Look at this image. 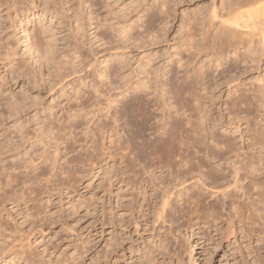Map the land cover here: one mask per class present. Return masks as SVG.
Listing matches in <instances>:
<instances>
[{
    "label": "rangeland",
    "instance_id": "obj_1",
    "mask_svg": "<svg viewBox=\"0 0 264 264\" xmlns=\"http://www.w3.org/2000/svg\"><path fill=\"white\" fill-rule=\"evenodd\" d=\"M65 1H68L66 5L69 6L67 11L62 10L64 5L62 8L61 3H59L57 6L58 12H54L46 10L44 5L45 0H0V4H5L4 7L0 9V21L2 19V23H0L3 26L0 31V88L4 93L1 99L7 98L8 102L10 100L9 103L14 101L20 103L23 99H27L29 102L34 101L33 99L35 98L39 99L38 105L30 110L22 112L21 123H16L14 117V119L8 117L11 115H8L9 111L6 109L5 105L0 106V114L2 113V115L5 116V118L3 116V119H0V142L11 139L12 141L18 140V143L22 141L18 144L19 147H21L20 151H14L9 155L6 154L5 157L2 156L1 159L3 163L0 161V264H141L144 261V255L148 256L150 253V255L153 254V257L155 256V258H158H156L155 264H168V261L166 260L165 262V258L159 254L161 252L160 241L161 239L164 241L166 238H169L171 241L169 243V240L166 239V242L168 241L170 245L171 243L175 245L171 246L176 249L178 256L182 257L180 259L184 260L182 261L185 262L183 264H192V259H195L197 264H201L203 258L199 257L200 251L196 246L197 238L193 235V232L197 233L196 229H192L190 224L187 223L188 218L182 216L184 215L182 211L187 209L185 205H187V207L189 205L186 203V199H189L192 191L196 192L197 189L200 188L197 186L198 184L188 187L190 183L196 182L197 179L195 178L197 177L190 176V179L194 180L191 182L188 178L189 182L188 184H184V186L181 185V181L177 178L175 179V175L167 181L170 191L173 190L172 186L174 188L176 187V189L172 191L174 193L170 199L172 201L167 208L168 215L170 216L168 220L173 221V225L169 222L168 224L167 222L163 223L161 220L157 222L155 218L150 219L147 223L148 225L143 224V217L137 216V214L140 215V210L137 209V212L134 211V209L132 212L129 211L131 215L128 214L126 210L130 205V193L132 190L120 184L117 185L118 187H114L111 194L106 197L103 194V184L106 171L115 163H120L117 157L120 153H124L125 156L127 154V158L125 157L126 165H129L131 171L136 173H131L130 178H132V180L139 178L138 176H142L147 179V181H150L153 179V174L151 172L160 165H165H159L160 157L155 154L150 157L146 155V159H144L145 154H142L143 158L141 160L140 155V162H138L137 159H134L136 156L134 150L139 151L138 149L142 147L143 142L152 146L159 142L164 143L163 141H166L170 134V126H172L173 123L176 124L178 120L180 122L184 119L183 113L181 114L183 111L179 109L178 105V108L176 107V102H174L175 99L172 97V94H170L171 91L168 90L170 89L169 87H171L170 83L177 82V84H180L183 82L182 80L186 78V74H183L185 67H182L184 70L179 67L181 64L179 65L178 61L181 57L177 55L181 50L180 53L182 54V59H184L182 61H185V59L187 60V57L189 58L190 56V51L185 50L186 46L184 47L182 43L180 44V38L181 36L183 37V35L179 33V31L183 29L181 28L183 26L181 20L185 13L190 14L199 7L209 8L213 0H187L186 4L180 5L177 8L175 21L171 22L170 25L167 24V26L171 28L167 36L169 42L162 41L160 42L161 44L152 42L150 39L158 36V31L163 24L159 25L156 23L153 30L154 36L150 35V37L144 32L146 28L145 24L147 26L152 16L155 19L160 16L158 10H160L165 2L167 6L168 4L172 6L177 0H91L94 6L87 9L88 11L85 9V14L83 12L79 13L82 18L81 22H77L74 18V14L71 13L73 9L79 12L78 3L81 0ZM13 2L17 3L15 6L17 8L16 12L12 7ZM214 2L218 6L221 4V0H216ZM88 5L89 4L85 5V8H88ZM87 13H90L91 22H89ZM211 23L217 27L220 24V22ZM187 27L188 28L185 30L188 32L187 29H189L190 26ZM198 28L200 29L198 30L199 33L201 34L202 32V34H204L205 30L200 28V25ZM130 29L133 31H130ZM125 30L128 31V35L130 34V36L139 37V39L142 40L145 39L144 42L147 41L146 45L144 44L142 48L132 47L140 43L139 39L135 43L130 41L125 44V39L119 37L120 33ZM198 37L201 38V36ZM35 41H37L36 44ZM119 41H123V45L125 44L124 46L130 48H128V53H131L122 57L120 52L116 50ZM173 42H178L179 45L176 46ZM53 43L56 46L58 45L56 49H53L56 47ZM148 43L149 45L147 46ZM151 43L156 45H152ZM48 46H50L51 49L50 47L48 48ZM37 50H40V53ZM53 50L56 51L53 52ZM46 52H48V54ZM49 52H51L55 58L52 63L45 60L47 57L50 58L52 56ZM184 52L186 56H184ZM243 52L244 50L239 51L241 54H243ZM38 53L46 58L40 60ZM167 53H170L173 58L165 62L163 61V56L165 57ZM231 53L226 52V55L221 58L223 61L221 60V62L219 61V63H216H221V67H217L216 64H214V67L212 66L213 69L207 70L208 74L211 75L210 77H213V80H215L214 78H216V80H218L217 78L221 79L223 76H226L225 79H229L232 76L234 80L236 79L232 90H227V88H225L220 92V95H217L222 96L221 104L218 102L215 109L213 107L211 108L215 110H212L215 117H219L221 114L223 116L225 115L224 121L228 120L227 117L229 115L227 114L226 106L230 104L231 97L233 98L238 95L237 91H241L240 94H252L256 87H262L261 85L264 84V58L261 59L262 61H260L259 67L255 66L256 64L242 63V67H239L240 69L238 68L235 71L229 68L232 64L230 60H233ZM124 57L129 63V67H127V69L125 68L126 70H123L121 67L122 64L120 59ZM228 57H230L229 60ZM205 58L206 57H201L200 60H196L197 63L192 64V68L190 66L186 71L192 72L195 68L198 69L199 65L197 64H204L207 61V58ZM224 58H226L227 61H225L226 59ZM118 61L119 65L121 64L120 66L118 65ZM247 65H249V67L251 66L250 68L252 70L246 67ZM117 66L120 68V72L123 70L122 73H119ZM145 66L148 67L144 73ZM133 69H135V74L132 72ZM154 69L155 71L160 70L161 75L159 73V79H154ZM230 70L233 71L231 74L232 76L228 74L231 72ZM243 70H248V72L246 71L244 76L241 77L243 74L240 75V72ZM21 71H24L25 75L26 72L27 74L28 72L31 73L23 79L19 78V72ZM242 73H244V71ZM33 74L35 75V83L34 81L29 83L28 78ZM228 75L230 77H228ZM124 78L126 79L125 82H123L125 80ZM138 78L140 81L142 80L141 82H144V84L147 83V85H149L150 83L152 85L151 87L154 85L161 86L163 91L165 90L164 93L169 91L164 97L166 101L169 99V101L166 102L169 104H167L166 107H160L163 109H160L156 104L159 103V100L161 101L162 98L150 94L149 101L151 97L153 100L148 102L150 105L156 104V107L154 105H152V107L154 106L153 108L149 107L150 110L148 114L151 115H149L151 117L149 119V127L146 128L145 133L141 132L139 134L137 127L133 129L135 126H129L127 116H125L123 109V105L124 108H126V104L127 107L130 106L128 102L132 103L134 95L135 97L140 95L139 90L135 91L136 85H134ZM157 79L159 83L158 81H154L157 83L155 84L153 80ZM148 80H150V82ZM129 83L133 85L131 87L132 89L130 88L131 90L129 89L131 85ZM236 89L237 91H235ZM137 93L138 95H136ZM201 94L205 95L204 92H201ZM250 96L249 94V97ZM13 97L15 99H12ZM157 98L158 101H156ZM227 98L229 100H227ZM78 100L83 104L80 107L77 103ZM174 104L175 106L171 108L170 106ZM108 108L110 110H108ZM3 120L4 122H2ZM253 122H255V120H250L248 125L251 126L252 124V127L256 125L258 128L257 124H255L257 122L254 124ZM48 123L52 128L54 127V129H56L54 134L47 133L49 137L45 132L43 133V130L49 129L50 126ZM69 124L76 130L73 134L71 132H69L70 134L68 133L70 130L64 131L65 128L70 126ZM164 124L166 125L164 126ZM17 126L20 127L18 128ZM44 126L45 129L43 128ZM46 126L49 127L46 128ZM243 126L242 130L244 131L247 124H243ZM21 127H23L22 132L25 133L24 139H21L19 133ZM130 127L131 130L129 129ZM102 128L106 129L104 130L105 133ZM39 129H41V132ZM216 129L215 132L220 129L218 134L221 135L223 132L227 131V133L224 134L235 138L237 146L242 148L243 143L239 140L238 135L231 134L229 130L221 128V126ZM25 135H27L28 138L25 137ZM50 139L57 140L56 142L60 140L61 146L59 142L57 145L53 140L49 143L48 141H51ZM130 140L131 143L129 142ZM132 143L133 145H131ZM55 145L56 148L54 150ZM131 146L136 148L133 149ZM58 148H60L61 151H58ZM128 149L133 150L135 156L133 154L129 155L132 151L130 152ZM46 151L50 154L55 151L51 154L52 160L56 161L57 165L53 173L55 174L54 176H52L50 171L46 173L48 169H46L47 165L44 164L41 159ZM108 152H113L115 154L114 158H109ZM129 156L133 157L130 158ZM54 158H58L57 160L59 161ZM130 159H132V161L134 159V161L131 162ZM240 159H242V157ZM232 161H234V159H232ZM57 163L60 167H58L59 165ZM142 166L146 168H151L153 166L154 168H148L149 171H147L146 176L142 173L141 169L144 168ZM36 167L39 168L36 169ZM110 170L111 169H109V171ZM165 172H167V170H164V173ZM43 173H46L44 174L46 177L43 176ZM35 175L37 177L40 175L41 178H37ZM133 175L137 177L133 178ZM157 176H159V172ZM150 177L152 179H150ZM157 183L158 182H155V184ZM159 186L158 184L156 187L159 189L158 192L166 191ZM124 187L129 191H125L126 189ZM116 189H119L120 192ZM182 189H184V191ZM182 191L184 195L186 194L185 196ZM205 191L208 193V190ZM175 193L178 198L175 197ZM177 193H180V195L178 194L180 197ZM115 195H121L122 199ZM208 195L211 196V199L214 198L212 193L209 192ZM118 199L121 202H118ZM104 204L108 207V211L109 208L111 210L109 212L107 211L108 224L103 220ZM117 205L123 207L118 209ZM124 207L126 208L124 209ZM176 211L178 213H176ZM110 213H113L114 216H110ZM132 214L135 215L133 216ZM131 216L134 222L136 221L135 223L133 219L130 218ZM122 219L126 223L123 222ZM137 222H140L138 223L139 227L136 225ZM153 222H156V224L154 225ZM121 224L123 226H121ZM126 224H128V226ZM125 226L127 227L125 228ZM121 227H124L125 230ZM158 227L164 228H160L161 230L159 231ZM180 227L181 230H179ZM168 230H170V232L172 231L171 234L168 233ZM162 232L163 234L165 233L164 236L167 233V236L162 237ZM254 245H256V243H254ZM190 247L194 249L192 257L191 255L189 256ZM159 255L161 256L159 257Z\"/></svg>",
    "mask_w": 264,
    "mask_h": 264
},
{
    "label": "bare ground",
    "instance_id": "obj_2",
    "mask_svg": "<svg viewBox=\"0 0 264 264\" xmlns=\"http://www.w3.org/2000/svg\"><path fill=\"white\" fill-rule=\"evenodd\" d=\"M177 1L172 6H170L169 4L167 6V4L165 2L161 6L160 10H158L160 16L157 19L153 18V16H152V18L149 20V23L147 24V26L145 24L146 28H145L144 32L147 33L149 35V37H150V35L151 36L153 35L154 25L156 23H158L159 25L163 24V26L158 31V34H157L158 36H155L154 38L152 37L153 39H150L152 42H156L157 44L158 43L161 44L160 42H162V41L169 42L167 40L168 39L167 36H168V33H169L171 28H170V26H167V24L170 25L171 22L175 21L176 15H177V8L182 4L184 5V3L186 4V2H187V0H177ZM189 1H192V0H189ZM214 1H216V0L212 1V5H210L209 8L208 7H205V8L199 7L198 9L193 10V12H191L190 14L185 13V15L183 16V18L181 20V22H183L184 27L183 26L181 27V28H183L182 29L183 31L180 28V30L182 32L179 31L180 35H183V37L181 36V38H180V44L182 43L184 45V47L186 46V49L185 48L184 49L186 51H190L189 52L190 56L185 51L187 53V55L189 56V58L187 57V60L185 59V61H182L184 59H182V56H181L182 54L180 53L181 50H180V52H178L177 55H179L181 57L178 61L179 65L181 64V66H179V65L178 66L181 69H182V67H185V70L184 69H182V70H184L183 74L184 75L186 74V78L184 80H182L183 82L180 84H177V82L176 83L175 82L170 83L171 87H169L170 89H168V90L171 91L170 94H172V97L175 99V100L174 99L173 100H174V102H176V107L178 105L179 109L183 111V112H181V114L183 113L182 115L184 116V119L180 122L178 120V122L176 124L173 123L174 125L172 124V126H170L171 128L169 127L170 128V134L168 132L169 135L167 137V140L163 141L164 143L159 142V143H156L155 145L152 146V145H147L146 143L143 142L142 147L140 149H138L139 151L134 150V152H136V156L134 155L135 153L133 152V150L128 149V150H130V152L132 151L129 155L134 153L133 154L135 156L134 159L135 160L137 159L138 162H140L139 161L140 155H141V160H142V158H143L142 154H145L144 159H146V155L148 157H150L151 155L153 156L155 154L157 156L159 155V157H160L159 158L160 159L159 165L160 164H165V165H162V166L157 165L159 167L155 168L153 170V172H151L153 174L152 175L153 179L150 177V179H152L150 181H147V179H145L142 176H141L142 178L140 176H138L139 178L132 180V178H130L131 173L134 174L135 172H132L131 168H129V165H126L125 157L127 158V154L125 156L124 153H120L117 156L120 163L119 164L115 163L113 166H111L109 168V169H111L110 171H109V169H108V171H106V177H104L105 180H104V184H103V192H104L103 194L107 197L111 194V192L113 191L112 189L114 187H116L117 185H120V184L125 185V186H127V188L129 187L132 190L130 193L131 194V196H130L131 200L129 201L130 205L127 208L124 207V209L126 208V210L128 211L127 212L128 214H130L129 211L132 212V210L134 209V211L137 212V209H138V210H140L141 216L139 214H137V216L143 217V224H147L148 221L150 219H153V218H155V220L157 222L161 220L163 223L167 222V224H168V222L169 223L173 222V221L168 220L170 218V216L168 215L167 208L171 204L172 200H170V199L174 194L172 191L174 189H176V187L174 188L172 186L173 190L170 191V189H168L169 184H167V181H169V178H171L175 175V179L177 178L179 181H181L182 182L181 185L184 186V184H188V182H189L188 178L190 179L191 178L190 176L197 177V178H195V179H197L196 182L190 183L188 185V187H191L193 185L198 184L197 186H199L200 188L198 187L199 189H197L196 192L192 191V193L189 196V199H186L187 200L186 203H188L189 205H188V207H187V205H185L186 206L185 208H187V209H184L183 211L181 210L183 212V213L182 212L181 213L184 214V215H182L183 217L188 218L187 223L190 224V227H192V229L193 228L196 229L197 233L193 232V235L196 236V238H197L196 246H197L198 250L200 251L199 257L203 258L202 259L203 264H264V257H263V255H264V128H263V124H264V84L261 85L262 87H260V86L256 87V89L253 90L252 94L249 93L251 95L250 97H249V94L248 95L245 93L240 94L241 91L239 89L238 90L240 92H238L237 89L235 90V91H237L238 95L236 97H233V98L231 97L230 104L228 106H226L227 107V110H226L227 114L230 115V116L228 115V117L226 116L228 118V120L226 118V120L228 121L227 122V121H224L225 115L223 116L221 113H219V114H221V116L219 115V117H215L212 110H214L215 106H217L218 102L220 103L222 100V96H217V95H220V92L225 88H227V90L228 89L232 90L233 85L236 82V79L234 80V77L231 75L233 71L230 70L231 72L228 73L229 75L232 76V77H230L228 75V77H230L229 79H225L226 76H223L222 78H224V79L217 78L218 80H216V78H214L215 80H213V77H210L211 75L208 74V71L211 68L213 69L214 64L219 63V61L221 62V60H222L221 58L224 55H226L225 54L226 52L227 53L233 52V53H231L233 60H230V61H232V64L229 67L232 70L236 71V69H238L239 67H242V63L243 64L251 63L252 65L256 64L255 66L259 67V63H260V61H262L261 59L264 58V0H221V4L219 6L216 5ZM59 3H61L62 8L64 5V8L62 10L67 11V8L69 6H66L68 1H65V0H45L44 5H45L47 11L58 12L57 6L59 5ZM12 4H13L12 7L15 9V12H16L17 8L15 6L17 5V3L13 2ZM87 4H89L88 8L87 7L85 8V5H87ZM4 5L5 4H0V9L3 8ZM91 6H94L93 1L81 0L78 3L79 12L77 10H74V9H73V11L71 10V13L74 14L75 20H77V22H81L82 18H81L79 13L83 12L85 14V9L87 10ZM164 8H165V10H164ZM87 16H88L89 22H91L90 13H87ZM1 21H2V19H1ZM211 22H220V24L217 27V26H214L213 23H211ZM1 23H0V31L3 27ZM199 25H200V28L205 30L204 34H202V32H201V34L199 33V31H198V30H200L198 28ZM187 26H190V28L187 29L188 32L190 30L189 33L185 30L186 28H188ZM130 31H133V30L130 29ZM196 35H197V38H196ZM198 36H201V38ZM119 37L122 39H125V41H124V43L126 42L125 44H127V42H130V41H133L135 43L139 39V37H134L132 35L130 36V34L128 35V31H126V30L122 31L120 33ZM198 38H200V39L197 40ZM141 40L142 39H139L140 43L136 44L137 46L134 45L132 47L142 48V46L144 44L146 45L147 41L144 42L145 39L142 41ZM36 43H37V41H35V44ZM56 43H58V42H56ZM174 44L176 46L179 45L178 42L177 43L175 42ZM53 45H55V44L53 43ZM124 45H123V41L122 42L119 41V44H117V46H116V50L118 52H120V55H122V57L131 53V52L128 53L129 47L124 46ZM148 45H149V43L147 44V46ZM154 45H156V44H154ZM57 46L55 48H53V46H52V48L56 49ZM49 47L50 46H48V48ZM32 48H34V47H32ZM50 49H51V47H50ZM241 50H244L243 54L239 53V51H241ZM37 51L40 53V50H37ZM54 51H56V50H53V52ZM185 52H184V56H186ZM39 53H38V55H39ZM46 53L48 54V52H46ZM50 53L51 52H49V54ZM233 54H234V56H233ZM46 56H48V55H46ZM201 57H206L207 61L205 60L206 62L204 64L201 61V63L203 65L197 64V65H199L198 69L195 68L192 72H187L188 70L186 71V69L189 68L192 64L197 63L196 60H198V59L200 60ZM230 57H228V60ZM45 58L46 57H44L42 54L39 55L40 60H43ZM124 58L120 59L121 64H122V65L121 64L120 65H121L123 70L125 68L127 69V67H129V63L126 61V58L125 59ZM172 58H173L172 55L170 53H167L165 55V57L163 56V61L167 62ZM47 59H49V60H47ZM47 59H45V60L50 62V63H52L55 60V58L53 57V54L50 58L47 57ZM224 59H226V58H224ZM225 61H227V59ZM171 62H172V60H171ZM240 64H241V66H240ZM118 65H119V61H118ZM216 66L221 67V63L216 64ZM4 67L7 68L6 66H4ZM147 67L146 66L144 67V69H145L144 73L146 72ZM246 67L250 68L251 66L249 67V65H247ZM252 67H254V66H252ZM191 68H192V66H191ZM118 69H119V73L123 72V70L120 72L119 67H118ZM227 71H229V70H227ZM243 71H244V73H242ZM243 71L240 72V75L243 74L241 77L244 76L246 71L248 72V70H243ZM116 72H117V69H116ZM132 72L134 73L135 69H133ZM153 72H154L153 74L155 75L154 79L155 78L159 79V76L161 75L160 70L155 71V69H154ZM169 72H170V70H169ZM24 73H25L24 71L19 72V78L24 79L28 75H30L31 72H28V74L26 72V75ZM159 73H160V75H159ZM165 74H166V72H165ZM167 74H168V71H167ZM213 74H214V72H213ZM99 75H100V73H99ZM137 76H138V74H137ZM163 76H165V75H163ZM158 79L153 80V82L158 81ZM121 80H122V78H121ZM28 81H29V83H32V81H34V83H35V75L33 74V75L29 76ZM125 81H126V79L123 82H125ZM141 81L138 78L137 81L134 83V85H136L135 91L139 90L140 95L136 96V97L134 95L133 96L134 98L132 97L133 98L132 103L128 102V105L130 103V106L127 107V104H126L125 105L126 108H124V105H123L124 113H125V116H127L129 126L130 125L135 126V128H133V129H136V127H137L139 129V130L137 129V131H139L138 134L141 132L145 133L146 128L149 127V125H148L150 122L149 119L151 118L150 117L151 115L148 114V111L150 110L149 107H152V105L155 106L157 104L160 108L161 106L166 107L167 104H169V103H166L167 101H169V99H167L168 97L166 98L167 101L164 99V97L166 96V94L169 91L164 93L165 90L163 91L161 86L159 87L157 85H154L153 87H151L152 85L150 83H149V85H147V83L144 84V82L142 83ZM148 81L150 82V80H148ZM158 83H159V81H158ZM239 83H241V82H239ZM129 84H131V83H129ZM155 84H157V83H155ZM132 86L133 85L131 84L129 89ZM126 87H128V86H126ZM163 87H165V86H163ZM123 88H125V87H123ZM201 92L202 93L204 92L205 95L204 94L202 95ZM2 94H4V93H3L2 89L0 88V106H2V105L6 106V109L9 111L8 115H11L8 117H10V118L14 117L16 120V121L15 120L14 121L16 123H18V122L21 123V121H22L21 114L23 111L30 110L31 108L35 107L39 103V99H37V98L33 99L34 101H31V102H29V100H27V99H23L20 103H18V101H14V102L9 103L10 100L8 102L7 98L1 99ZM150 94L151 95L154 94V96L156 95L158 97L160 96V98H162L161 101L159 100V103L155 102L156 104L150 105L149 102H151V100H153L151 97V100L149 101ZM136 95H138V93ZM12 99H15V98L13 97ZM227 100H229V99L227 98ZM227 100H226V102H227ZM156 101H158V98L156 99ZM77 103L79 104L78 105L79 107L83 105L82 103L79 102V100L77 101ZM172 103H173V101H172ZM168 106H170V105H168ZM174 106H175V104L173 106H170V107L172 108ZM165 107H164V109H165ZM212 107L214 109H211ZM123 109H122V111H123ZM160 109H163V108H160ZM179 109H177V110H179ZM218 109H221V108H218ZM218 109H217V111H218ZM108 110H110V109L108 108ZM168 110H170V109H168ZM179 112H177V113H179ZM3 116L4 115H2V113H1L0 119L1 118L3 119ZM4 118H5V116H4ZM10 118H8V119H10ZM70 118H71V116H70ZM123 118H125V117H123ZM113 119H114V117H113ZM250 120L251 121L255 120V122H257V123L253 122V124L254 123L257 124L258 128L256 127V125L254 127H252V124H251V126L248 125ZM2 122H4V120ZM46 122H48V121H46ZM125 123H127V122H125ZM160 124H162V123H160ZM243 124H247L244 131L242 130ZM48 125H49V123H48ZM165 125L166 124H164V126ZM20 126H21V124H20ZM49 126H46V128L49 127V129H46L48 131L43 130V133L45 132L46 134L47 133L54 134L56 129H54V127L52 128L51 125H49ZM219 126H221V128H225L226 130H229L231 132V134H233V135L234 134L238 135L239 140H241V142L243 143L242 148H239L237 146V142L235 141V138H232L231 136H227L226 134H224V133H227V131L223 132L222 135L218 134V131H220V129H218V131L215 132V129ZM23 127H21L20 130L17 129L20 131L19 133L21 135V139H24V134H25L24 132H22ZM121 127H123V126H121ZM43 128L45 129V126ZM156 128H158V127H156ZM102 129H103V131L106 130L104 128H102ZM111 129H112V127H111ZM129 129L131 130V127ZM39 130L41 132V129H39ZM66 130H70V131H68V133L71 132L72 134L76 131L75 128H72L71 125L64 129V131H66ZM223 131H225V130H223ZM104 133H105V131H104ZM46 134H43V135L47 136L48 134L47 135ZM124 134H122V135L123 136L127 135V134H125V135ZM162 134H163V132H162ZM164 135H166V134H164ZM45 136H43V137H45ZM25 137H27V135H25ZM48 137H49V135H48ZM142 137H144V136H142ZM123 139H124V137H123ZM123 139H122V142H123ZM50 140L51 141H48L49 143L52 142L53 139H50ZM159 140H161V139H159ZM159 140H157V141H159ZM53 141H55V140H53ZM56 141L54 143L57 144L59 142V145L61 146L60 140H58V142H56ZM134 141H135V139H134ZM21 142H19V143H21ZM39 142H40V140H39ZM129 142L131 143V140ZM19 143H18V140L12 141V139L8 140V141L6 140L4 142L1 141L0 142V159L2 156L5 157L6 154L9 155L10 153H13L14 151L15 152L18 150L20 151L21 147H19V145H18ZM124 144H125V142H124ZM120 145H122V144H120ZM131 145H133V143ZM140 146H141V144H140ZM127 147H128V145H127ZM131 147H133V146H131ZM131 147H129V148H131ZM55 148H56V145L54 147V150H55ZM135 148L136 147H133V149H135ZM58 151H61L60 148H58ZM49 152H51V151H49ZM53 153L51 152V154H53ZM51 154L47 153V151H46L44 153V155H42L41 159L43 160V163L47 165L46 169L47 168L49 169V170L47 169V171L45 170L46 173L50 171L52 176H54L55 174H53V173L56 170L57 165H56V161L52 160L53 158H51ZM56 154H58V153H56ZM40 155H39V157H40ZM58 155H60V154H58ZM108 155H109V158L112 159V158H114L115 154L113 152H108ZM54 156H52V157H54ZM132 157H130V158H132ZM241 157H242V159H240ZM54 159H56V158H54ZM134 159H133V161H134ZM232 159H234V161H232ZM130 160H131V162H133L132 159H130ZM0 161H2V159ZM57 161H59V160H57ZM114 162H115V160H114ZM2 163H3V161H2ZM59 164H60V162H59ZM58 167H60V165ZM142 167H144V166H142ZM38 168L39 167H36V169H38ZM148 168L151 169L150 167H148ZM148 168L144 167L141 169L142 173H144V175H146V176H147V171H149ZM164 170H167L168 173L167 172L164 173ZM158 172H159V176H157ZM46 173H43L44 177H46L44 175ZM148 174H149V172H148ZM150 175H148V176H150ZM193 175H195V176H193ZM136 177H137L136 175H133V178H136ZM37 178H41L40 175ZM49 179H50V177H49ZM190 180L192 182L194 179L193 180L190 179ZM205 181H206V183H205ZM155 182H158V183L155 184ZM176 182H177V180H176ZM158 184L161 186V189L163 188L166 191L162 192L160 190L161 192H158L159 189L156 188ZM116 190H118L120 192L119 189H116ZM182 190L184 191V189H182ZM205 190H208V193L209 192L212 193L213 194L212 196H214V198L211 199V196H209L208 193H206L207 191H205ZM125 191H127V189ZM125 191H123V192H125ZM118 194H120V193H118ZM178 194L180 195V193H177V195ZM217 194H218V196H217ZM183 195H184V192H183ZM219 195H220V197H219ZM115 196L122 199L121 195H115ZM175 197H176V193H175ZM176 198H178V197H176ZM118 202H121V201L119 200ZM122 202H123V200H122ZM110 203H112V202H110ZM118 204H120V203H118ZM178 204H179V202H178ZM125 206H126V204H125ZM117 207H118V209H120L121 206L117 205ZM107 208L108 207L106 206V204H104V207H103V218L104 219L103 218L102 219L104 220V222L106 224H108L107 223L108 222V218H107V214H108L107 211L108 210H107ZM109 211H111L110 208H109ZM176 213H178V212L176 211ZM110 216L113 217L114 216L113 213ZM123 217H124V214H123ZM130 218H132V216ZM132 219H130V220H132ZM126 220H127V218H126ZM116 221H114V222H116ZM122 221H123V219H122ZM123 222H125V221H123ZM133 222H134V219H133ZM105 223H104V225H105ZM110 223H109V225H110ZM128 223H129V221H128ZM138 223H140V222H137V224H136L137 226L139 225ZM153 223H154V225L156 224V222H153ZM117 224H118V221H117ZM119 225H118V227H119ZM126 225L128 226V224H126ZM172 225H173V223H172ZM121 226H123V225L121 224ZM127 226H125V228ZM134 226H135V224H134ZM164 226H165V224H164ZM187 226H188V224H187ZM161 227H158L159 231L164 228V227L163 228H161ZM121 228L124 229V227H121ZM165 228H167V227H165ZM170 230H168V233L171 234L172 231L170 232ZM177 230H178V228H177ZM179 230H181V227ZM185 231H186V229H185ZM163 232H165V231H163ZM163 232H162V237H166L167 233L164 236L165 233L163 234ZM166 232H167V230H166ZM177 232H179V231H177ZM159 236H161V235H159ZM166 239L169 240V238H166ZM166 239H164V241L161 239V241H160L161 242V252L159 253L162 255V257L165 258V262L167 260L168 264H183V263H185V262H182V261H184L183 259L182 260L180 259L182 257L178 256V254L176 253V249L171 246L173 244L172 243H171V245L169 244L171 241L169 240V243H168V241L166 242ZM175 240H176V238H175ZM254 243H256V245H254ZM173 246H175V245H173ZM192 247H190V250H189L190 251L189 256L191 255V257H192V254L194 253V249H193L194 247L193 248ZM150 254L149 255L147 254L148 256L144 255V261H143L144 264H155L154 262L156 261L157 257L155 258V256L153 257V254L152 255H150ZM161 255H159V257ZM179 255H180V253H179ZM197 257H198V255H197ZM154 258H155V260H154ZM199 260H200V258H199ZM143 262L141 264H143ZM202 262H201V264H202ZM191 263L197 264V261L195 259H192Z\"/></svg>",
    "mask_w": 264,
    "mask_h": 264
}]
</instances>
